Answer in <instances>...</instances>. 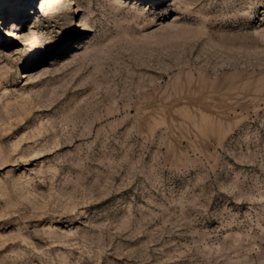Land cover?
Segmentation results:
<instances>
[{
	"label": "rangeland",
	"instance_id": "obj_1",
	"mask_svg": "<svg viewBox=\"0 0 264 264\" xmlns=\"http://www.w3.org/2000/svg\"><path fill=\"white\" fill-rule=\"evenodd\" d=\"M13 1L0 264H264V0Z\"/></svg>",
	"mask_w": 264,
	"mask_h": 264
},
{
	"label": "bare ground",
	"instance_id": "obj_2",
	"mask_svg": "<svg viewBox=\"0 0 264 264\" xmlns=\"http://www.w3.org/2000/svg\"><path fill=\"white\" fill-rule=\"evenodd\" d=\"M1 1V0H0ZM7 0H5L6 2ZM34 0H14L12 5L10 6V9L7 11V13H5L1 19L3 18H11L12 19V22L13 25L15 22L19 21V19H21V17L26 13V7H27V3L28 2H33ZM56 0H37L36 1V9H37V14L38 13H43V14H48L50 8H52V5L55 3ZM163 2L164 0H150L151 4L152 5H157L159 4V2ZM62 5H65L64 8H66V10L64 12H68L70 11V9H72L73 11L76 10V7H75V0H62ZM1 6V5H0ZM72 6V8H71ZM78 11V10H76ZM63 13V12H62ZM74 23L77 24L79 26V29L78 31L79 32H88L90 30H92V26L87 22V21H84L83 18L79 19H75L74 20ZM77 30L74 29L73 27H70L69 28V35L71 36L70 39L68 40L67 42V45L69 43H71L72 41V37L76 38L77 37ZM9 34L10 35H14V34H18V33H15V29H9ZM76 34V35H75ZM77 39V38H76ZM76 39H75V42H73L72 45H76ZM63 46L61 47V51L65 50V47L67 46ZM44 46H42L41 48H39V54H43L44 53V49H43ZM66 53V51H65ZM64 53V54H65ZM31 56V55H30ZM34 56V55H33ZM33 59V58H32ZM35 63L39 62V58L37 57V60H34Z\"/></svg>",
	"mask_w": 264,
	"mask_h": 264
}]
</instances>
